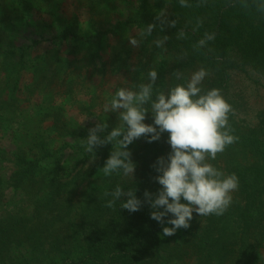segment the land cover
Masks as SVG:
<instances>
[{"label":"rangeland","instance_id":"rangeland-1","mask_svg":"<svg viewBox=\"0 0 264 264\" xmlns=\"http://www.w3.org/2000/svg\"><path fill=\"white\" fill-rule=\"evenodd\" d=\"M262 18L264 0H0V264H63L89 248L110 264H264L263 163L239 178L223 215L194 213L190 228L164 236L171 225L147 203L129 212L105 193L156 192L168 133L129 145L133 179L103 175L111 144L83 146L99 121L118 123L103 111L117 89L155 69V91H167L202 67L204 88H218L264 146ZM206 34L215 38L198 46Z\"/></svg>","mask_w":264,"mask_h":264},{"label":"clouds","instance_id":"clouds-1","mask_svg":"<svg viewBox=\"0 0 264 264\" xmlns=\"http://www.w3.org/2000/svg\"><path fill=\"white\" fill-rule=\"evenodd\" d=\"M186 0H181L185 4ZM151 31V25L148 28ZM214 34H206L198 41L205 46ZM137 44L135 39L131 40ZM160 42L157 41V44ZM208 76L205 68L194 71L184 83L167 91L157 92L155 69L148 72V82L135 88L121 87L103 105L105 113H116L118 123L109 130L106 121H99L88 129L84 149L94 153L97 148L111 144L109 156L101 167L105 177L114 174L134 178L136 168L131 158V145L144 137L152 143L168 133L170 151L153 163L160 185L156 192L145 190L144 199L136 195V187L117 184L105 193L109 205L120 202V208L139 211L147 203L150 217L164 226V236H172L179 229H188L198 216L223 215L232 204V193L238 189L235 173L225 174L210 160L225 151L237 137L232 134L229 114L232 106L218 88H204ZM151 113L152 123H145Z\"/></svg>","mask_w":264,"mask_h":264},{"label":"trees","instance_id":"trees-1","mask_svg":"<svg viewBox=\"0 0 264 264\" xmlns=\"http://www.w3.org/2000/svg\"><path fill=\"white\" fill-rule=\"evenodd\" d=\"M251 4L254 5V2H252ZM256 6H257L256 8L258 9L260 8L258 5ZM263 24H264V18H262L261 21H258L253 25H258L264 28ZM213 33H215V30H213ZM245 33H246L245 30L242 31V34ZM209 42L211 41H208L207 43ZM261 42L262 43L259 47L261 46L264 47V37L261 39ZM229 124L232 129V134L237 137V140L233 144L226 147L224 151L225 155H221L223 152L218 153L216 159L213 160V162L215 164H219L222 166L220 160H223V162H226L225 164L228 163V166H231L229 165V162L232 161L233 166H236L239 170V172L236 173L233 172V173H235L236 176H238V178L242 179V181H245L246 177H249L250 176L249 174L254 172V170L258 166H260L259 163H263V167H264V151H263L264 146L260 144L259 147V144L255 141V138L251 136L250 123L249 122L245 123L244 119H240L236 117L233 112H230L229 114ZM248 157H250L251 159L253 158L254 160L251 163H249L250 160L248 159ZM224 173L226 175L232 174L231 171ZM159 187L160 186L157 185L156 191L159 189ZM123 243L125 242L123 241ZM101 259H103V255L99 251L94 252L92 248H89L85 251H82V253H78L73 255V257H69L67 259V262H64L63 264H99ZM102 262H105V264H110V262H108V259H103Z\"/></svg>","mask_w":264,"mask_h":264}]
</instances>
